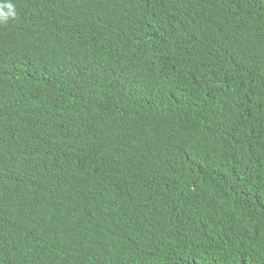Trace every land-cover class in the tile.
<instances>
[{
  "label": "clouds",
  "instance_id": "9594fccd",
  "mask_svg": "<svg viewBox=\"0 0 264 264\" xmlns=\"http://www.w3.org/2000/svg\"><path fill=\"white\" fill-rule=\"evenodd\" d=\"M102 1L0 0V264H183L185 237L224 234L228 209L245 227L262 204L224 182L185 228L161 149L182 100L200 107L236 74L207 76L231 40L229 22L210 29L213 0ZM219 103L206 135L233 126Z\"/></svg>",
  "mask_w": 264,
  "mask_h": 264
},
{
  "label": "trees",
  "instance_id": "16d2710c",
  "mask_svg": "<svg viewBox=\"0 0 264 264\" xmlns=\"http://www.w3.org/2000/svg\"><path fill=\"white\" fill-rule=\"evenodd\" d=\"M87 2L105 5L102 0ZM209 10L210 29L217 27L218 19L229 22L231 40L222 65L207 76L230 67L236 74L228 86L207 93L200 107L193 103L188 108L182 100L180 111L167 121L173 134L161 149L172 154L168 168L179 178L177 192L187 196L179 217L187 229L202 224L206 194L218 189L227 195L229 188L221 185L230 181L239 191L258 195L262 204L249 209L245 227L239 214L228 209L236 223L224 234L209 233L203 225L194 237H185L183 264H264V0H213ZM186 77L191 82L193 75ZM222 98L233 126L223 136L206 135L204 120ZM130 136L125 135L127 141ZM169 204L156 194L153 210L159 217L164 213L169 217Z\"/></svg>",
  "mask_w": 264,
  "mask_h": 264
}]
</instances>
